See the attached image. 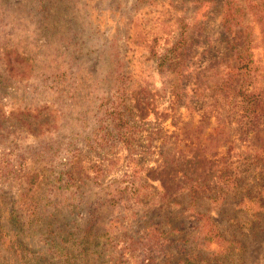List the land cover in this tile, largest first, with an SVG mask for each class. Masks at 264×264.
<instances>
[{
    "label": "rangeland",
    "instance_id": "rangeland-1",
    "mask_svg": "<svg viewBox=\"0 0 264 264\" xmlns=\"http://www.w3.org/2000/svg\"><path fill=\"white\" fill-rule=\"evenodd\" d=\"M200 2L0 0V194L15 206L26 192L38 209L34 220L21 218L20 236L30 237L24 259L0 248L8 264L52 257L47 224L54 208L73 238L87 219L104 233L105 244L89 251L99 249L105 264L140 262L146 253L134 240L144 235L146 219L164 232L178 222L181 230L170 239L192 238L194 208L209 210L228 235L249 240L247 264H264V230L240 233L227 221V214L242 221L251 212L238 208L232 193L224 207L211 198L218 159L244 176L264 170V84L262 118L246 134L236 106L240 91L229 92L260 80L256 71L244 78L242 67L234 69L228 41L241 35L222 28L218 0L206 18L196 14ZM194 21L205 30L193 34L185 60L165 63L161 54ZM257 36L254 66L264 65ZM179 243L171 244L173 252ZM88 252L81 260L91 264ZM165 252L155 253L159 264Z\"/></svg>",
    "mask_w": 264,
    "mask_h": 264
},
{
    "label": "trees",
    "instance_id": "trees-1",
    "mask_svg": "<svg viewBox=\"0 0 264 264\" xmlns=\"http://www.w3.org/2000/svg\"><path fill=\"white\" fill-rule=\"evenodd\" d=\"M218 2L220 4V24L224 31L230 36L233 33L241 35L239 39L237 38L238 35L232 36L231 40L228 41L229 49L235 53V58L238 60V64H236L234 69L237 72L242 67L244 78H248L252 75V72L256 71L257 78L260 80L259 84H256L251 89L248 83H240L233 89V93L229 92V95H235L237 94L236 91H240L241 95L236 106L241 112L242 132L248 134L260 123L262 118L260 107L263 103L264 65L254 66L252 56H254L253 48L259 46L257 34H260L261 46L264 47V0H244V4H240L239 0H218ZM199 5L196 9V14L201 12V17L206 18L208 13L214 11L213 9L217 2L216 0H202ZM192 24L196 26L193 33L187 30ZM203 25V23L198 25V21L184 24L181 35L175 41V46L165 50L166 52L161 54V59L163 58L165 63L169 62L170 64L171 58L175 57L174 64L182 63L185 60L187 50L190 49L189 46L193 43L191 42L193 34L198 32L197 35L200 36L201 32L205 30ZM255 28H258V32H256ZM253 42H256V44H252ZM152 46L150 51L156 56L158 54L157 49H155V45ZM167 52H171L172 55L169 56ZM227 79V83L235 82L233 79ZM244 85L243 89L238 88ZM229 89H231V86ZM225 159L227 160V157ZM217 161L220 168L217 170L218 174H216L217 183L211 189L213 191L212 200L218 203L219 206L224 207L226 197L232 193L238 208L242 211L244 210V212L251 213L249 218H245L242 221L238 220L234 213L227 214V221L234 225L240 233H244L245 230L253 232L264 230V170L261 169L262 172H252V175L244 176V172H239L230 162L220 159ZM207 178H204V180ZM203 185V182L200 185L194 183L192 189L195 191L192 195H195L198 188ZM30 187L32 190V186ZM22 194L21 199L15 202L23 204L15 206H8L7 200H2L4 195L0 194V248L6 247L9 251H13L15 256L23 257L24 259L25 255L23 254L22 256V251L29 246L28 240L30 237L23 239L20 236L21 232H24L21 218L24 217L29 221L34 220L33 217H38V209L34 197L30 199L26 192ZM192 200H194L193 197ZM54 209L49 216L47 224L48 230L51 231L50 239L52 245L50 249L52 250V257L47 259L46 264H86L81 258L91 247L95 248L105 244L104 242L101 243V235H104V233L96 234L92 230V220L87 219L85 227L78 232L76 231L79 233V237L77 239L73 238V231L66 228L68 226L67 220H65V225L58 224L59 220L56 222ZM22 212L25 215H22ZM194 212L197 215V226L196 232L190 239H183L181 236H175V240L170 239V235L174 232L173 229L178 228L179 231L181 230L179 228L181 224L178 222L175 223V226L171 222L168 223L172 228L169 232L168 230L164 232L159 224H153L149 219L144 220L145 233L141 238L135 239L134 242L139 244L137 248L146 253V255L137 264H159L155 253L163 254L166 250L162 264H247L246 257L249 250V240L238 236L240 234H236L235 231L228 235L209 210L194 208ZM59 227L62 229L60 233L56 231ZM177 240L180 243L177 245L175 252H173L174 250L170 246ZM189 242L191 243L188 247L185 244ZM129 243V246H132L131 242ZM214 243L215 246H213ZM4 244L7 245L4 246ZM88 253L93 256L91 264L96 258L97 264H105V262L99 261L101 256L99 249H92ZM125 254L126 252H123L121 255ZM0 256L4 259L3 262L8 264V258L4 257L1 250ZM129 259L125 258L123 259L125 262L121 263V259L117 258L114 263L128 264ZM32 263L27 262L25 264ZM35 264L41 263H39V260H35Z\"/></svg>",
    "mask_w": 264,
    "mask_h": 264
}]
</instances>
